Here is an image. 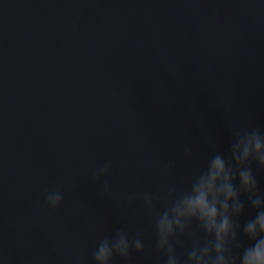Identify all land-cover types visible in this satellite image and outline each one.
I'll return each instance as SVG.
<instances>
[{
  "label": "water",
  "instance_id": "1",
  "mask_svg": "<svg viewBox=\"0 0 264 264\" xmlns=\"http://www.w3.org/2000/svg\"><path fill=\"white\" fill-rule=\"evenodd\" d=\"M252 127L264 130L258 0H0V257L95 264L97 243L123 231L145 250L112 264H164L161 197ZM252 167L264 192V168ZM55 188L65 199L51 210ZM192 243L183 238L181 259Z\"/></svg>",
  "mask_w": 264,
  "mask_h": 264
},
{
  "label": "clouds",
  "instance_id": "2",
  "mask_svg": "<svg viewBox=\"0 0 264 264\" xmlns=\"http://www.w3.org/2000/svg\"><path fill=\"white\" fill-rule=\"evenodd\" d=\"M258 2L264 4V0ZM233 136L227 156L212 152L187 187L178 190L171 186L161 197L165 207L154 212V232L155 248L164 255V264H264V192L252 167L255 162L264 168V130L237 129ZM184 154L192 155L190 145L184 146ZM112 167V160H105L93 175L107 178ZM102 192L109 196L112 193L107 179ZM44 199L49 209L57 210L65 194L55 188L46 191ZM142 199L146 209H156L153 194L144 193ZM249 206L255 215L241 223ZM193 225L198 231L192 230ZM241 235L250 241L247 246H242ZM185 237L193 243L181 259L178 249ZM133 249L145 250L141 235L130 238L126 232L118 231L100 240L92 257L95 264H112L114 257L126 259ZM0 264H4L2 257ZM80 264H86V260L82 258Z\"/></svg>",
  "mask_w": 264,
  "mask_h": 264
}]
</instances>
